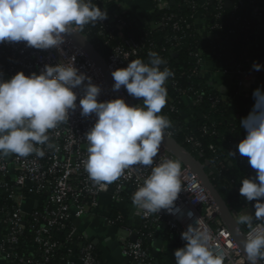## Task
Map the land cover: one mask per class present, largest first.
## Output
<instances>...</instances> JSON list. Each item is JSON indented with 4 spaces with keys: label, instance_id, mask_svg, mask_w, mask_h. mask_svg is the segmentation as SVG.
Returning a JSON list of instances; mask_svg holds the SVG:
<instances>
[{
    "label": "clouds",
    "instance_id": "1",
    "mask_svg": "<svg viewBox=\"0 0 264 264\" xmlns=\"http://www.w3.org/2000/svg\"><path fill=\"white\" fill-rule=\"evenodd\" d=\"M108 18L93 0H0V43L26 42L37 50L56 49L63 54L66 37ZM148 62L137 58L126 68L111 71L113 91L122 86L126 92L142 102L129 106L124 99L98 102L101 87L91 77L69 62L26 76L23 72L10 79L0 77V159L15 155L25 158L32 154L43 157L40 146L54 148L49 132L69 121L70 114L79 107L80 115L96 117L94 125L85 133L87 157L82 161L84 171L93 186L106 189L124 176L126 170L150 168L143 183L132 195L138 214L149 216L165 210L170 215L181 214L176 206L182 192L181 161L161 157L156 159L162 142L172 127L161 115L167 103L166 82L174 73L161 66L165 61L156 52L148 53ZM262 65L254 62L252 69ZM79 97L77 105V93ZM254 104L240 126L246 136L238 145L241 156L255 170V177L243 178L239 194L246 201H255L254 214H238L235 224L239 247L243 253L237 264L264 262V91H253ZM232 157L235 152H229ZM193 217L191 211L187 212ZM181 233L185 246L175 250V264H225L227 254L216 247L211 230L195 221ZM240 226L247 231L241 233Z\"/></svg>",
    "mask_w": 264,
    "mask_h": 264
},
{
    "label": "built area",
    "instance_id": "2",
    "mask_svg": "<svg viewBox=\"0 0 264 264\" xmlns=\"http://www.w3.org/2000/svg\"><path fill=\"white\" fill-rule=\"evenodd\" d=\"M108 1L116 2V10L110 15L107 14L108 18L106 20L96 24L99 28V35L107 40L106 45L115 40L120 41L113 48L108 59H105L109 72L126 68L131 60L137 58L147 63L142 58L144 55H148L145 51V40L142 39L138 42L126 36L127 22L124 19V14L129 9L122 0ZM149 1L153 9V16L155 13H162V11H167L170 8V0ZM226 1L216 0L218 11L226 6ZM93 2L99 7L102 0H93ZM185 2L196 10L191 18L192 22L187 20L176 22L173 29L181 33L185 30L193 31L202 39L204 48L195 54L198 67L193 71V75L204 76L210 69L222 74H234L236 87L240 91L250 89L260 83L264 78V72L255 71L245 64L248 58V49L243 61L231 68L223 67L220 62H211L206 65L202 58L205 52L204 49L211 46L216 39L213 33L215 28L209 25L207 19V2L204 0H185ZM263 15L264 1L260 0L257 5L253 6L252 16L255 19H261ZM152 18L150 23L139 17L151 27L152 31H161L166 25L165 21ZM172 19L173 16L168 21ZM241 29L248 31L250 25L241 26ZM77 32L85 36L84 28L82 31ZM178 43L179 40L176 39L174 47H177ZM154 46V44H151V47ZM62 48L63 54H60L56 49L37 50L27 47L26 42L0 43V77L7 80L19 72H23L26 76L34 72L39 74L45 65L55 66L59 62L67 63L70 58H73L74 66L80 72L91 77L94 84L101 87L98 102L117 99L100 70L82 49L67 37ZM174 79L175 74L168 79L165 86L176 87ZM74 91L77 93L76 103L79 105V97L83 93L80 89ZM121 91L124 97L134 106L142 102V98L137 99L130 96L123 86ZM177 93L180 95L181 102H184L188 108L198 106L203 101L201 93L195 92L192 95L189 89H178ZM220 100H222L221 97ZM211 102L213 108L219 103L216 99H211ZM171 110L175 112L177 108L172 106ZM196 115L201 121L204 120V116L200 112H197ZM95 120L94 115L82 117L78 107L75 112L70 114L69 121L60 124L55 130L48 133L50 136L49 143L55 145V147L40 146L45 152L43 157L32 154L25 158L12 155L0 159V190H2L7 201L13 204V214L9 217H6V214L2 216L0 261L7 264H13L14 261H18L20 264H50L57 251H65L64 245L54 239L56 231H64L69 228L67 242L76 245L74 250L70 251L66 264H100L95 254L96 248L90 241L85 239L76 225V221L89 217L99 207L103 195H109L116 204L131 199L133 193L143 183L144 178L149 175L151 169L137 166L134 169L126 170L124 176L108 185L106 189L94 187L84 171L82 161L87 157L85 133L94 125ZM186 123L192 126V118L186 119ZM167 133L169 138L175 140L173 132ZM205 133H207L206 129ZM185 141L194 151L202 152V143L195 137L187 135ZM208 149L212 153L218 151L217 146L213 144L209 145ZM161 157L175 159L162 146L158 157L155 158L157 163ZM181 171L182 192L175 202L176 206L181 208V214L170 215L165 210L149 216L138 214L141 226L137 232L128 229L120 215L117 219L112 218L109 221L110 226L113 228L116 229L120 225L118 228L124 229L128 233V238L121 241L123 255L131 257L136 264H154L152 255L141 238L144 236L142 232L149 230L148 236L151 238L158 226H164L178 239L180 248H182L186 242L181 239V233L186 231L189 225L195 227V221L199 219L201 223L197 227L202 228L206 225L215 238L216 247L227 254L225 264H237L243 253L217 216V210L205 187L190 169L181 165ZM40 208L43 209L41 212L38 211ZM189 211L193 213L192 218L187 216ZM230 211L236 220L238 214L247 211L254 214L255 209L253 205L245 202L240 210L230 208ZM28 218H32L35 225L41 223L40 227L33 230L35 225L28 226ZM24 234L30 238L29 243L38 247L39 253L42 255V261L38 262L35 258L25 259L15 253V247L20 245L21 236ZM133 235L137 236L136 241L131 240Z\"/></svg>",
    "mask_w": 264,
    "mask_h": 264
},
{
    "label": "trees",
    "instance_id": "3",
    "mask_svg": "<svg viewBox=\"0 0 264 264\" xmlns=\"http://www.w3.org/2000/svg\"><path fill=\"white\" fill-rule=\"evenodd\" d=\"M204 1L207 2L208 23L215 28L213 33L216 39L211 46L205 47L202 58L206 65L211 62H220L223 67L231 68L243 61L249 47L250 38L264 24V15L261 19H255L252 16L253 6L257 5L260 0H233L234 4L231 7L225 6L220 11L217 10L216 0ZM169 5V10L155 13L153 16L155 20L162 19L166 23L161 31L156 32L152 31L151 27L132 11H127L124 14V19L127 22L126 36L138 42L144 39L146 53L156 52L165 61L161 66V70L168 67L175 74L174 81L177 86L166 87L168 92L167 103L160 113L166 116L172 124V127L167 129L166 132H173L176 142L192 153L205 167L213 184L229 208L240 210L245 202H248L239 194L240 182L243 178L255 177V170L248 163L249 158L241 156L237 150V145L245 138L246 132L240 126V122L229 117L225 102L220 100L221 96L217 91L210 88L206 78L203 75H193V71L198 67L195 54L204 48L202 39L193 31L185 30L181 33L173 29L176 22L184 20L192 22L191 18L196 10L185 0H170ZM99 7L110 15L116 10L117 5L115 1L102 0ZM171 16H173V19L168 21ZM247 24L250 25V30H242L241 26ZM84 34L106 60L112 53L113 48L120 42L115 40L106 45L107 40L99 35L97 24L84 26ZM176 39L179 40V45L174 47ZM151 44L155 46L151 47ZM164 49L166 51H163ZM175 53L178 54L177 58L173 57ZM142 58L148 62V55H144ZM178 89H189L192 95L195 92L201 93L203 95L202 103L188 108L184 102H181L180 95L177 93ZM211 99H216L219 102L214 108ZM172 106H175L177 111L173 112L171 110ZM197 112L204 116L203 121L197 118ZM188 118H192V126L186 123ZM205 129L207 133H205ZM187 135L195 137L202 143V152H196L191 148L185 141ZM211 144L217 146L218 151L216 153L209 151L208 146ZM229 152H235L236 155L232 157ZM261 202H264V199ZM248 203L254 205L255 201ZM42 210L41 208L38 209L39 212ZM4 214H6V217L13 214V204L7 201L2 190H0V225ZM117 217L118 215H115L113 218L117 219ZM27 225L34 226V220L28 218ZM40 225L41 223L35 225L33 230L38 229ZM240 227L243 232L247 231L244 226ZM69 232V228L64 231H56L54 239L64 245L65 251H57L50 264L67 263L70 251H73L76 245L67 242ZM149 232V230H144L142 232L144 236L141 238L151 254ZM28 241H30V238L25 234L22 235L20 245L15 247V253L25 259L35 258L38 262L42 261V255L39 253L38 247ZM95 254L100 264H108L98 250ZM0 264H2V261H0ZM13 264L20 263L14 261Z\"/></svg>",
    "mask_w": 264,
    "mask_h": 264
},
{
    "label": "crops",
    "instance_id": "4",
    "mask_svg": "<svg viewBox=\"0 0 264 264\" xmlns=\"http://www.w3.org/2000/svg\"><path fill=\"white\" fill-rule=\"evenodd\" d=\"M122 1L130 11L142 20L152 22L153 9L149 0ZM254 62L262 65L260 72H264V24L255 31L249 41L248 58L245 64L252 69ZM204 77L210 88L220 94L228 108L229 117L237 122L247 117L252 110L254 104L253 91L258 87L264 91V78L256 86L240 91L236 87L234 74H222L210 69L204 74ZM115 215H120L124 219V224L128 229L133 232L139 231L141 223L132 200L129 199L116 204L109 195H103L99 207L89 217L81 219L80 223H76L85 239L94 245L108 264H121L113 258L109 244L116 239L121 243L122 240L128 238V233L124 229L122 230L125 231L126 236L121 240L116 237L117 231L121 228L115 229L109 224ZM159 239L164 241L159 256V264H175L174 252L180 248L178 239L166 227L158 226L149 240L151 255L154 250V241ZM2 264L7 263L2 261ZM128 264L135 263L129 262Z\"/></svg>",
    "mask_w": 264,
    "mask_h": 264
},
{
    "label": "water",
    "instance_id": "5",
    "mask_svg": "<svg viewBox=\"0 0 264 264\" xmlns=\"http://www.w3.org/2000/svg\"><path fill=\"white\" fill-rule=\"evenodd\" d=\"M233 1L227 0L226 6L231 7ZM67 38L71 40L76 46L84 51L87 57L97 66L100 70L102 76L107 82L108 86L112 90V86L114 84V80L111 76V73L108 70L106 60L97 50V48L90 42V40L84 35L75 32L71 35H68ZM174 58L178 57V54H173ZM116 98H122L129 106H134L129 100H127L121 89L119 91H113ZM164 150H166L169 154H171L175 159H179L181 161V165L190 169L198 178L199 182L205 187L208 192L213 205L217 210V216L223 223V225L230 232L232 238L236 242L239 247V240L242 238L237 235V225L235 224V219L231 214L230 208L225 202V200L220 195L216 186L213 184L210 175L206 172L205 167L190 153L187 149L177 143L175 140L169 138L167 135L165 136L162 145ZM81 220H78L76 223H80ZM241 233H243L240 227ZM132 241L137 240V236L133 235L131 237ZM163 239H159L154 241L153 247L154 250L152 252V258L154 259V264H159V256L163 246ZM113 252V258L121 263L128 264L129 262H134L131 257L125 256L122 253L121 243L116 239L109 244ZM240 248V247H239ZM241 250V249H240ZM135 263V262H134ZM136 264V263H135ZM262 264V262H261Z\"/></svg>",
    "mask_w": 264,
    "mask_h": 264
},
{
    "label": "rangeland",
    "instance_id": "6",
    "mask_svg": "<svg viewBox=\"0 0 264 264\" xmlns=\"http://www.w3.org/2000/svg\"><path fill=\"white\" fill-rule=\"evenodd\" d=\"M126 236L125 231H123L122 229H119L116 233V237L121 240L122 238H124Z\"/></svg>",
    "mask_w": 264,
    "mask_h": 264
}]
</instances>
